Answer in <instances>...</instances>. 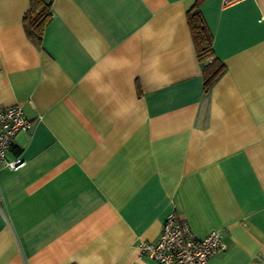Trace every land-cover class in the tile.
Wrapping results in <instances>:
<instances>
[{"label": "crops", "instance_id": "obj_1", "mask_svg": "<svg viewBox=\"0 0 264 264\" xmlns=\"http://www.w3.org/2000/svg\"><path fill=\"white\" fill-rule=\"evenodd\" d=\"M197 0H0V110L30 128L0 162V264H149L166 217L264 264V0H202L225 72L203 94L186 13Z\"/></svg>", "mask_w": 264, "mask_h": 264}, {"label": "built area", "instance_id": "obj_2", "mask_svg": "<svg viewBox=\"0 0 264 264\" xmlns=\"http://www.w3.org/2000/svg\"><path fill=\"white\" fill-rule=\"evenodd\" d=\"M29 128L30 122L19 105L0 110V162L5 168L15 170L22 165L20 158L11 155V147L15 136ZM138 249L139 257L147 259L149 264H207L225 245L218 231L196 238L187 222L171 213L163 222L157 240L140 242Z\"/></svg>", "mask_w": 264, "mask_h": 264}, {"label": "trees", "instance_id": "obj_3", "mask_svg": "<svg viewBox=\"0 0 264 264\" xmlns=\"http://www.w3.org/2000/svg\"><path fill=\"white\" fill-rule=\"evenodd\" d=\"M201 1H196L186 13V19L197 61L202 65L203 94L206 95L225 72V66L214 56L212 35L198 9ZM50 8L51 0H29L23 26L27 36L37 45H40L43 31L51 19Z\"/></svg>", "mask_w": 264, "mask_h": 264}]
</instances>
